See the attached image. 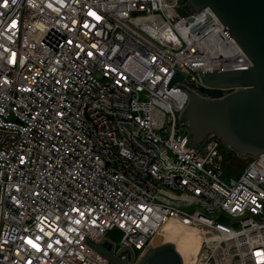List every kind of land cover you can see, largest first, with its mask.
Listing matches in <instances>:
<instances>
[{
    "label": "built area",
    "instance_id": "built-area-1",
    "mask_svg": "<svg viewBox=\"0 0 264 264\" xmlns=\"http://www.w3.org/2000/svg\"><path fill=\"white\" fill-rule=\"evenodd\" d=\"M184 0H0V264H135L168 221L195 264H264V155L225 180L226 147L188 149L199 72L250 62ZM174 86V87H173ZM120 235L117 246L107 236Z\"/></svg>",
    "mask_w": 264,
    "mask_h": 264
},
{
    "label": "water",
    "instance_id": "water-1",
    "mask_svg": "<svg viewBox=\"0 0 264 264\" xmlns=\"http://www.w3.org/2000/svg\"><path fill=\"white\" fill-rule=\"evenodd\" d=\"M188 14L209 8L229 36L240 47L250 67L245 70L199 72L200 83L229 93L205 98L184 85L185 77L175 72L167 89H185L189 101L181 114L188 123L185 146L198 150L216 136L237 157L256 158L264 155V0H184ZM88 247L108 264H129L126 254L114 256L108 247L90 241ZM149 248L135 264H183L171 243H161L156 235Z\"/></svg>",
    "mask_w": 264,
    "mask_h": 264
},
{
    "label": "rangeland",
    "instance_id": "rangeland-1",
    "mask_svg": "<svg viewBox=\"0 0 264 264\" xmlns=\"http://www.w3.org/2000/svg\"><path fill=\"white\" fill-rule=\"evenodd\" d=\"M185 12L186 11H183L182 14ZM250 159L251 158H239L235 153L226 148V152L223 154V174L225 180L228 181L230 178H236L239 174H241L249 165L251 161ZM173 222L177 224L178 227L184 229V227L178 222ZM187 230L188 231H184L179 228H172L169 231V237L164 238V242L175 245V248L180 252V254L184 255L186 264H195L198 260V256L201 254L203 242L195 229L188 228ZM195 234L199 237V241H197ZM119 238L120 235L116 232L107 236L109 243L114 244L115 246H117Z\"/></svg>",
    "mask_w": 264,
    "mask_h": 264
},
{
    "label": "bare ground",
    "instance_id": "bare-ground-1",
    "mask_svg": "<svg viewBox=\"0 0 264 264\" xmlns=\"http://www.w3.org/2000/svg\"><path fill=\"white\" fill-rule=\"evenodd\" d=\"M172 228H179V229H181V230H184V231H188L187 229V227H184V229H182V228H180V227H178V225L177 224H175L173 221H168L167 223H165L164 225H163V227L157 232V234H159V236L162 238L161 239V243H165L164 242V238L165 237H169L168 235H170L169 234V231L172 229ZM195 236L197 237V235L195 234ZM196 237H195V239H196ZM197 241H199V237H197ZM200 243V242H199ZM175 246V245H174ZM177 250V249H176ZM178 251V250H177ZM193 252V251H192ZM178 253L180 254V252L178 251ZM192 254V253H191ZM181 255V257H182V261H183V264H186V259H185V257H184V255H182V254H180ZM189 260V259H188Z\"/></svg>",
    "mask_w": 264,
    "mask_h": 264
}]
</instances>
